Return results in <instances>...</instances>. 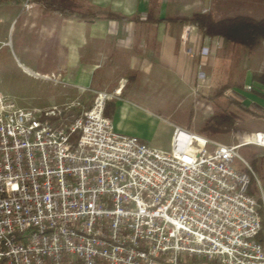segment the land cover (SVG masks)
Wrapping results in <instances>:
<instances>
[{"label":"built area","instance_id":"1","mask_svg":"<svg viewBox=\"0 0 264 264\" xmlns=\"http://www.w3.org/2000/svg\"><path fill=\"white\" fill-rule=\"evenodd\" d=\"M116 92L63 109L0 93V264H264L260 205L233 167L255 178L238 150L264 133L226 145L173 126L161 150L114 129Z\"/></svg>","mask_w":264,"mask_h":264},{"label":"crops","instance_id":"2","mask_svg":"<svg viewBox=\"0 0 264 264\" xmlns=\"http://www.w3.org/2000/svg\"><path fill=\"white\" fill-rule=\"evenodd\" d=\"M21 1L17 16L22 32L36 41V58L31 68L23 65L24 71L58 75L89 90V100L93 91H117L107 101L105 115L121 134L149 145L150 131L159 122H167L170 132L178 126L160 112L171 117L193 100L219 99L211 97L222 85L218 59L230 44L221 37H203L196 27L172 20L206 12L207 0H82L92 9L124 16L119 20L63 17L35 4L25 11L20 9ZM202 46L209 49L203 63L185 54L186 49ZM199 71L203 78H197ZM169 143L170 138L166 147L150 145L169 150ZM255 157L263 212L259 240L264 250V151Z\"/></svg>","mask_w":264,"mask_h":264},{"label":"rangeland","instance_id":"3","mask_svg":"<svg viewBox=\"0 0 264 264\" xmlns=\"http://www.w3.org/2000/svg\"><path fill=\"white\" fill-rule=\"evenodd\" d=\"M18 5L19 3L16 2H0V93L22 108L56 106L63 109L64 105L75 101L88 104L89 90L65 82L64 78L58 75L43 76L39 72L24 71V66L31 68L36 58L35 48L33 49L36 41L32 39L33 35L22 32L17 16ZM207 7L204 13L211 14L214 20L240 15L249 16L255 20L264 18V0H207ZM226 42L229 43L227 40ZM228 46H230L227 49L228 52L220 55L218 59L221 60V65L217 69L219 83L243 84L242 89L228 88L225 96L243 100L251 111H243L234 104H228L224 97H219L218 100H193L192 103L183 105L182 110L171 113V117H168L166 112L160 113L163 117L175 122L177 127L198 134L200 127L215 112V106L223 111L232 112L239 118L236 130L216 133L211 137L205 136L215 142L231 145L236 144L238 140L246 141L251 131L264 133V117L253 113H264V97L254 95L251 90L246 89L252 85V76L264 74V40H260L251 51L242 50L238 46ZM258 89L264 93L263 87ZM76 113L75 110H71L68 114ZM167 124V122H159L153 127L150 131L151 145L158 147L168 145L173 131H169ZM261 151L264 149L249 145L240 148L238 153L248 165L252 162L251 165L254 167L255 161L257 162L254 160L255 156ZM233 167L241 172L245 169L239 160H235Z\"/></svg>","mask_w":264,"mask_h":264},{"label":"trees","instance_id":"4","mask_svg":"<svg viewBox=\"0 0 264 264\" xmlns=\"http://www.w3.org/2000/svg\"><path fill=\"white\" fill-rule=\"evenodd\" d=\"M10 1L19 2L20 0H0V2ZM35 5H42L46 10L60 14L63 17H76L79 19H89L103 17L105 19L119 20L124 19V16L111 12L110 10L92 9L82 0H31ZM83 9V11L81 10ZM180 24H186L196 27L197 31L203 37L216 38L221 37L229 41L231 46H238L242 50L251 51L260 40H264V18L255 20L249 16H236L234 18L214 20L209 13H192L188 17L174 18ZM251 91L254 95L264 97V93L259 91V87L264 88V74L252 76ZM241 88L243 84H222L213 90L211 97H224L228 104H234L243 111H251L243 102L236 100L231 96H225V91L228 88ZM107 108V106H106ZM215 112L208 118L202 127H200L199 135L211 137L216 133H224L236 130L238 116L232 112H226L219 107H214ZM253 112V111H252ZM254 115L264 117V113L253 112ZM251 164H253L251 162ZM249 164L251 171L255 173L253 165ZM244 171L249 175V184L247 193L255 196L260 205V215L262 212V202L255 178L245 168Z\"/></svg>","mask_w":264,"mask_h":264},{"label":"bare ground","instance_id":"5","mask_svg":"<svg viewBox=\"0 0 264 264\" xmlns=\"http://www.w3.org/2000/svg\"><path fill=\"white\" fill-rule=\"evenodd\" d=\"M252 138H253V135L251 134L246 141H252Z\"/></svg>","mask_w":264,"mask_h":264}]
</instances>
